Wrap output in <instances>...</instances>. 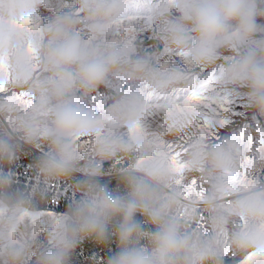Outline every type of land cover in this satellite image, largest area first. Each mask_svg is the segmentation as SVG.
<instances>
[{"label": "clouds", "instance_id": "9594fccd", "mask_svg": "<svg viewBox=\"0 0 264 264\" xmlns=\"http://www.w3.org/2000/svg\"><path fill=\"white\" fill-rule=\"evenodd\" d=\"M64 3L0 0V264H70L81 242L110 236L118 251L106 264L264 257V184L239 185L252 169L248 144L214 143L195 130L199 112L174 102L214 70L218 86L243 92L264 122V0H69L67 11ZM42 8L52 18L27 26ZM144 25L174 63L141 54ZM109 82L128 90L89 107ZM169 143L183 145L182 175ZM259 145L264 164V136ZM24 146L41 155L32 187L14 193L10 166ZM106 163L120 166L123 194L99 182ZM76 173L77 202L41 215L46 190Z\"/></svg>", "mask_w": 264, "mask_h": 264}, {"label": "rangeland", "instance_id": "374dc122", "mask_svg": "<svg viewBox=\"0 0 264 264\" xmlns=\"http://www.w3.org/2000/svg\"><path fill=\"white\" fill-rule=\"evenodd\" d=\"M70 8V4L68 6H64L63 10L67 11ZM53 13L46 9L42 8L40 11V17L42 22H45L52 18ZM154 29L147 25H144L139 33L137 38V46L141 54L145 56H153L157 55L164 60V63H174L175 61L166 57V54L162 50V48L158 45L156 40L154 39ZM217 75L216 71H206L204 73H200L197 75L196 80L197 83H202L204 81H209L213 79V74ZM127 87L119 84L117 82H109L104 87L101 88L99 94L95 95L90 101H88V106L92 108H100L112 101L114 97L122 92L127 91ZM234 99L233 110L238 113V116L232 117V124L227 126L228 131L217 130L215 135L213 136V142L219 143L225 140H238L240 138L241 133H246L253 139V147L250 152L249 159L252 162V167L259 163L258 161V148H259V139L261 136H264V122L257 120L255 116L252 115L251 111L248 109L246 98L244 93H238ZM158 117H152L148 122L147 126L151 128L155 125ZM173 145H180L179 143H171ZM261 170L255 179H253L252 174L250 172L249 177L254 180L258 184H264V164L259 163ZM119 165H112L110 163H106L102 168V176L100 178H105L106 175H110L116 172V169L119 168ZM252 171V169H251ZM80 174V173H78ZM81 175V174H80ZM79 178L72 177L71 180L67 182H62L65 187L69 183L77 184ZM194 179V178H193ZM41 212L47 213L51 212L55 216L62 215L60 213H56L49 209H39ZM44 236L41 234L40 240H43ZM95 248L87 247L79 244L71 257L70 264H106V261L109 259L106 251H101L98 256L95 255ZM114 255V253L112 254ZM241 257H238L240 260ZM238 260L235 264H238Z\"/></svg>", "mask_w": 264, "mask_h": 264}, {"label": "snow or ice", "instance_id": "6c2138e0", "mask_svg": "<svg viewBox=\"0 0 264 264\" xmlns=\"http://www.w3.org/2000/svg\"><path fill=\"white\" fill-rule=\"evenodd\" d=\"M69 5V0H65L64 6ZM42 23L41 17L37 16L34 21H27L26 24L29 27L37 26ZM5 91V85L0 82V93ZM18 104L27 106L28 101H26L22 95H17L11 97ZM174 102L184 107L196 109L200 115V121L196 125L195 130L199 131L201 134H207L214 136L217 130L228 131L229 125L232 124V117L238 116V113L234 112L233 105L234 99L230 93L223 91L217 84L216 74H213V79L209 81H204L199 83L196 88H194L189 94L183 97H175ZM155 113L150 112L146 119L149 121ZM241 142L248 144L249 150L252 151L253 139L246 133H241L238 139ZM169 150L173 152V165L177 168L178 172H183L182 165L179 162V156L183 150V145H173L169 143L167 145ZM260 150V145L258 151ZM251 162V161H249ZM255 181L252 180L247 173L242 175L239 180V185L241 187L250 186ZM196 180L195 178L187 186L189 190L195 188ZM41 215L55 216L51 212L44 213ZM203 220V218H202ZM243 264H264V257H248L243 261Z\"/></svg>", "mask_w": 264, "mask_h": 264}, {"label": "trees", "instance_id": "16d2710c", "mask_svg": "<svg viewBox=\"0 0 264 264\" xmlns=\"http://www.w3.org/2000/svg\"><path fill=\"white\" fill-rule=\"evenodd\" d=\"M41 152L36 149H32L28 146H24L19 158L16 162L10 166L11 174L13 175L14 183L12 185L11 191L14 193L28 191L35 182V169L34 165L39 159ZM9 166H6L5 170H8ZM73 177L79 178L78 181L82 179V176L76 173ZM99 182L102 185L107 186L112 191H119L121 194L124 192V187L120 182L118 175L99 178ZM75 184L69 183L67 187L63 183L57 184L46 190L44 199L39 203V209H49L56 213L64 214L69 208H71L79 199V194L74 190ZM143 218L137 216V220H142ZM115 224V222H114ZM113 226L110 227V231ZM81 245L87 247L95 248V257L105 250L108 258L112 254L118 251L117 241L114 236H110L108 241L103 244H97L92 239H86L80 243ZM238 257H232L226 259V264H235Z\"/></svg>", "mask_w": 264, "mask_h": 264}, {"label": "built area", "instance_id": "2783aa9c", "mask_svg": "<svg viewBox=\"0 0 264 264\" xmlns=\"http://www.w3.org/2000/svg\"><path fill=\"white\" fill-rule=\"evenodd\" d=\"M260 170H261V167L259 163H256V165L252 167L251 174H252L253 179L257 177V175L260 173Z\"/></svg>", "mask_w": 264, "mask_h": 264}, {"label": "water", "instance_id": "95a60500", "mask_svg": "<svg viewBox=\"0 0 264 264\" xmlns=\"http://www.w3.org/2000/svg\"><path fill=\"white\" fill-rule=\"evenodd\" d=\"M115 175H117L116 172L115 173H112L110 175H106V177H111V176H115Z\"/></svg>", "mask_w": 264, "mask_h": 264}]
</instances>
